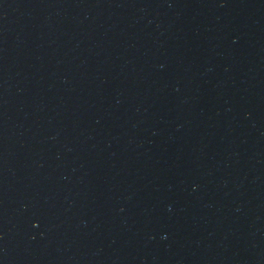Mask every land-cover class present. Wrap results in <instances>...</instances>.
<instances>
[{"label": "water", "instance_id": "95a60500", "mask_svg": "<svg viewBox=\"0 0 264 264\" xmlns=\"http://www.w3.org/2000/svg\"><path fill=\"white\" fill-rule=\"evenodd\" d=\"M0 264H264V0H0Z\"/></svg>", "mask_w": 264, "mask_h": 264}]
</instances>
